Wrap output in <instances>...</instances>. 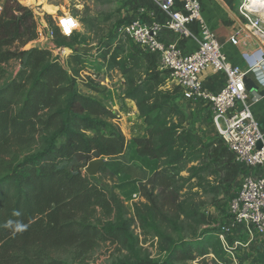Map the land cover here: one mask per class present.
Wrapping results in <instances>:
<instances>
[{
	"label": "trees",
	"instance_id": "1",
	"mask_svg": "<svg viewBox=\"0 0 264 264\" xmlns=\"http://www.w3.org/2000/svg\"><path fill=\"white\" fill-rule=\"evenodd\" d=\"M51 30L53 43L74 41L66 61L56 49H26L38 38L34 10L20 0H0V79L5 77L4 65L13 60L20 64L0 86V162L19 148L42 145L38 152L6 165L0 174V264H66L51 256L53 249L64 246L82 254L107 243L135 248L136 226L157 238L166 257L154 260L138 253L133 262L109 264H209L211 254L223 258L221 240L213 241L221 228L218 234H199L191 225L190 236L177 228L180 213L197 225L214 222L196 205L185 210L183 191L192 179L203 187L206 174L212 179L207 192L229 193L240 166L221 136L198 131L196 120L184 110L178 86L161 88L169 71L160 69L159 53L134 42L140 50H133L125 62L111 46L104 54L110 67L122 69L127 78L134 68L142 64L146 68L145 78L129 79L124 96L135 102L145 124L146 135L133 138L137 153L158 160L159 168L140 182L144 201L134 202L131 213L114 187L100 184L86 171L94 151L113 157L127 147L118 114L80 87L79 66L93 52L77 47L83 44L76 41V32L67 37L55 24ZM108 171L106 165L99 170L112 176ZM9 220L13 225L6 227ZM17 222L24 227L17 230ZM167 226L178 232V238Z\"/></svg>",
	"mask_w": 264,
	"mask_h": 264
},
{
	"label": "built area",
	"instance_id": "2",
	"mask_svg": "<svg viewBox=\"0 0 264 264\" xmlns=\"http://www.w3.org/2000/svg\"><path fill=\"white\" fill-rule=\"evenodd\" d=\"M153 1L167 15V20H159L154 14L149 20L134 17L119 30L145 51L159 53L160 69L169 71L183 100L199 99L211 108L214 129L240 166V187L229 206L231 222L222 226L219 232L224 249L234 256L235 248L249 247L256 236H264V132L248 103L245 81L250 71L264 86V0H242L239 7L246 18V30L263 49L260 61L248 71L229 61L215 33L202 17L199 0H180V7H177V0ZM35 17L38 38L34 42L51 45L52 30L36 12ZM77 22V18L69 13L58 15L55 20L60 32L67 37L76 32ZM192 24L198 25L201 34L198 48L193 52H184L177 41L167 40L163 35V31L169 29L179 38H190L193 36ZM50 49H56L61 58L65 55V49ZM208 67L226 76V83L217 91L205 88L200 79ZM105 80L110 82L108 77ZM227 235L233 236L232 243Z\"/></svg>",
	"mask_w": 264,
	"mask_h": 264
},
{
	"label": "rangeland",
	"instance_id": "3",
	"mask_svg": "<svg viewBox=\"0 0 264 264\" xmlns=\"http://www.w3.org/2000/svg\"><path fill=\"white\" fill-rule=\"evenodd\" d=\"M25 2L28 4L35 3L34 7L31 8L34 12L38 11L42 14L41 18H43L50 29L55 24L56 19L52 14L57 16V13L58 15L69 13L77 18V30L76 36H74L77 39L76 41L79 44H83L80 46H95L96 48L92 50L93 53L83 57L81 65L79 66V74L77 77L80 87L85 94H97L104 104L111 107L120 115L118 123L128 142L125 149V151L127 150L126 155L131 157V141L134 140V137L142 133L143 126L142 123L132 115L134 111L133 105L129 99L125 98L124 93L129 87L130 78H132L133 81L145 78L146 68L144 64L138 68H134L127 78V75L122 73V69H112L110 67L112 64L108 56L104 57V54L109 50V46H111V50L120 52L121 61L125 62L133 50H140L139 46H135V43L121 34L119 30L123 23L130 17V12L135 6L133 0H25ZM51 19L54 23L51 22ZM71 42L74 41L60 42L61 44L59 41H54V43L49 45L46 42L37 41L29 43L25 48L57 47L58 50L61 49L62 51L65 49V55H63L64 57L62 58L66 61L72 50L70 47ZM80 46L77 47L79 48ZM97 48H100L98 50L99 52ZM55 54L52 53L53 57ZM65 61L61 63L65 64ZM19 69L20 64L18 60H13L7 65H4L5 77L0 79V86L11 79ZM107 77L110 79V82L105 80ZM174 85L169 75V77L165 79V85L161 88L169 89ZM191 118L196 120L199 132H203L207 135L216 134L211 122V111L206 112L203 116L193 113ZM41 147V142H38L34 143L31 147L19 148L13 153H8L0 162V174L4 173V168L12 161L14 162L15 160L34 154L38 152ZM135 152L138 154L137 151ZM135 166L137 168H142L140 162H136ZM182 175L188 176L186 172H183ZM121 176L122 174L116 175L113 173L111 176L107 173L98 172V174L93 177L95 181H98L100 184H106L109 188H116L115 190L123 200H125L122 192L117 187L120 180L125 179L121 178ZM202 178L203 187L197 184V179H192L186 185L187 189L183 191L186 193L184 199L187 200L184 207L185 210L188 211L190 209L189 207H194L196 205L206 216H211L214 222L212 225H197L191 218L187 219L185 215L180 213L181 215L178 219L179 223L177 228L183 230L185 236H190L191 225L197 228L199 234L207 231L217 232L218 234L222 226L231 222L229 206L231 200L237 195L240 184L234 185L229 190V193L215 194L212 191L207 192L209 188L208 182H212V179L208 178L206 174H203ZM139 200L142 199L139 198ZM142 201H144V199ZM129 210L131 213L133 212V207L130 204ZM167 230L170 235L178 238V232L172 229V227L167 226ZM135 235L139 237L135 248L121 244L110 245L107 243L101 244V246L93 251L82 254L75 247L64 246L53 249L51 256L53 259L65 261L66 264H109L117 260L133 262L136 260V254L138 253L143 256H149L154 260H162L166 257V252L160 248L157 238H153L150 232L148 234L143 233L142 230L136 226ZM216 238L219 237L215 235L213 239L214 242H217L218 239ZM227 238L233 242L232 235H227ZM224 253L225 255L223 258L219 259L211 254L208 258L209 264H264V236H256L249 247L238 246L233 250L234 256L228 251ZM212 260L215 261L213 262Z\"/></svg>",
	"mask_w": 264,
	"mask_h": 264
},
{
	"label": "crops",
	"instance_id": "4",
	"mask_svg": "<svg viewBox=\"0 0 264 264\" xmlns=\"http://www.w3.org/2000/svg\"><path fill=\"white\" fill-rule=\"evenodd\" d=\"M24 5L34 7L35 3L28 4L25 0H20ZM202 7V17L208 27L215 33L216 39L222 45L223 52L229 61L239 65L244 71H248L257 64L263 56V49L259 42L245 28L246 18L241 14L239 7L242 0H199ZM134 7L130 12L128 20L134 17H143L149 20L150 15H155L159 20H167V15L160 10L153 0H133ZM177 7H180V0H177ZM42 17L41 13L35 11ZM53 17L57 18V16ZM43 19V18H42ZM56 20V19H55ZM193 36L190 38H179L173 31L166 29L164 36L167 40L177 41L184 52L190 53L198 48V41L201 34L197 24L190 26ZM34 42V41H33ZM32 43V42H31ZM203 86L209 90L217 91L226 83V76L222 72H217L208 67L200 76ZM246 88L249 94L248 103L250 108L264 132V86L260 84L256 75L250 71L246 74ZM95 97L99 98L97 94ZM134 111L132 115L137 118L143 126V131L139 136H145V124L138 117V110L134 101H131ZM184 110L188 113L189 119L193 113L205 115L212 113L211 108L202 100H183ZM213 115V113H212ZM120 117V115H118ZM121 119V118H120ZM212 122V119H211ZM214 127V126H213ZM216 132V131H215ZM128 145V142H127ZM137 149L134 140L131 141V157L126 155L127 150L118 156L103 157L104 165L116 175L122 174L118 188L125 197V203L129 204L139 200V183L147 180L159 168V161L136 154ZM127 158V159H126ZM140 162L142 168L135 166ZM148 167V168H147ZM239 176L236 184H240ZM116 189V188H115ZM129 203V204H128Z\"/></svg>",
	"mask_w": 264,
	"mask_h": 264
},
{
	"label": "water",
	"instance_id": "5",
	"mask_svg": "<svg viewBox=\"0 0 264 264\" xmlns=\"http://www.w3.org/2000/svg\"><path fill=\"white\" fill-rule=\"evenodd\" d=\"M264 18V17H263ZM79 49L83 52L85 51H92L95 49V46H80ZM93 156L94 159L89 163V165L87 166V173L90 176H95L98 174L100 168L104 165V158L100 155V153L98 151H94L93 152Z\"/></svg>",
	"mask_w": 264,
	"mask_h": 264
},
{
	"label": "clouds",
	"instance_id": "6",
	"mask_svg": "<svg viewBox=\"0 0 264 264\" xmlns=\"http://www.w3.org/2000/svg\"><path fill=\"white\" fill-rule=\"evenodd\" d=\"M15 214L19 215V213H15ZM12 225H13V221L9 220L5 226L6 227H11ZM15 226H16L17 230H20V229H22L24 227L19 222H17Z\"/></svg>",
	"mask_w": 264,
	"mask_h": 264
},
{
	"label": "bare ground",
	"instance_id": "7",
	"mask_svg": "<svg viewBox=\"0 0 264 264\" xmlns=\"http://www.w3.org/2000/svg\"><path fill=\"white\" fill-rule=\"evenodd\" d=\"M78 23V22H77Z\"/></svg>",
	"mask_w": 264,
	"mask_h": 264
}]
</instances>
